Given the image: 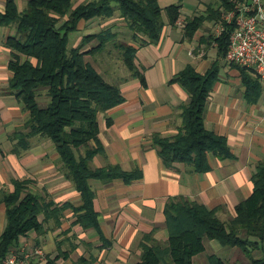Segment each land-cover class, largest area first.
<instances>
[{"label": "crops", "instance_id": "0c3cea01", "mask_svg": "<svg viewBox=\"0 0 264 264\" xmlns=\"http://www.w3.org/2000/svg\"><path fill=\"white\" fill-rule=\"evenodd\" d=\"M95 1L99 0H73L75 7ZM7 2L0 0V14L6 12ZM15 2L22 12L28 0ZM178 3L180 0H160L164 10ZM181 4L180 19L175 25L164 11L166 25L155 44L146 43L144 37L136 41L119 13L108 19L82 20L77 31L69 35V44L73 38L76 48L86 36L110 28L117 34L122 28L128 39L124 42L138 47V77L132 76L127 67L113 66L106 71L100 63L97 67L90 61L91 55L86 59L109 83L119 85L125 100L98 117L105 154L95 158L94 166L120 165L128 172L139 169L143 178L131 184L121 179L110 184L90 181L96 192L100 231L76 224L78 214L68 208L59 222L53 219L45 223L44 234L31 232L12 251L40 248L44 257L33 259L38 264H78L82 258L92 264H136L141 260L146 235L154 234L163 243L168 240L165 209L172 201L185 199L217 209L221 220L230 221L236 217V207L253 194L252 176L264 160V89L258 100H246L240 71L219 55L213 40L218 24L206 22L192 38L186 35L188 22L207 16L211 9H220L221 0H181ZM12 33V28L0 27V238L8 223L4 194L13 193L16 182H26L31 192L47 202L59 206L71 203L76 208L82 205L81 194L66 177L60 154L50 139L32 137L26 149L19 147L16 135L25 127L29 115L11 89L14 74L9 68L12 54L7 42ZM97 44L98 40H93L87 50ZM115 61L123 63L122 58ZM216 62L220 65V81L208 99L205 127L227 139L233 157L220 160L211 156V170L206 173L194 172L185 164L170 167L153 147V136H177L183 126V108L190 102L188 91L171 80L188 66L205 74ZM48 101L40 103L46 106ZM44 220L45 216H40V221ZM209 246L213 254L224 248L215 240ZM237 250L240 252L232 255L237 258L232 261L230 257V262L249 264ZM206 253L207 250L196 256L194 264H210Z\"/></svg>", "mask_w": 264, "mask_h": 264}, {"label": "trees", "instance_id": "16d2710c", "mask_svg": "<svg viewBox=\"0 0 264 264\" xmlns=\"http://www.w3.org/2000/svg\"><path fill=\"white\" fill-rule=\"evenodd\" d=\"M221 0L220 9H211L207 16L196 17L185 26L186 35L192 38L206 22H222V17L234 10L238 2ZM180 3L160 6V0H99L75 7L73 0H28L20 11L15 0H8L6 12L0 14V27H10L14 33L7 45L12 58L9 68L14 76L11 89L24 104L29 119L17 132L19 147L27 148L32 137L50 139L61 157L66 177L81 194L82 205L76 208L47 202L29 190L26 182H16L13 193L4 194L7 206V227L0 238V264L18 245L22 237L31 232L45 233V223L60 221L64 210L73 208L76 224L100 231V214L95 209L96 192L91 180L110 184L117 179L127 184L140 181L139 169L128 172L120 165L95 168L94 160L104 155L100 140L99 115L108 113L124 103L117 84L109 83L87 55L108 49L111 61L121 59L132 76L139 73L135 64L138 47L118 40V34L107 29L100 34L86 36L80 46L69 48V35L78 29L80 21L108 19L119 13L127 22L136 41L158 43L165 28L163 13L172 25L180 19ZM220 37L213 36L219 55L227 60L231 34L235 25H227ZM93 40L97 46L85 47ZM145 43H143L144 45ZM241 74L245 98L253 103L263 92L264 84L253 69L230 64ZM102 67V66H100ZM220 81L218 62L201 74L193 66L177 74L171 83H178L190 94V102L182 112L183 126L173 137L154 134L152 144L164 162L173 167L190 166L194 172L211 170L210 157L220 160L233 157L228 141L205 127L208 99L215 84ZM49 99L41 105L43 94ZM253 194L236 207V217L223 221L219 210L185 199L172 201L165 209L168 240L157 241L154 234L144 237L142 256L136 264H194V258L206 252V241H218L224 248L240 249L249 264H264V160L252 176ZM44 215V222L40 216ZM107 243V242H106ZM210 264H229L221 256L211 254ZM82 258L78 264H92ZM30 264H38L34 260Z\"/></svg>", "mask_w": 264, "mask_h": 264}, {"label": "built area", "instance_id": "2783aa9c", "mask_svg": "<svg viewBox=\"0 0 264 264\" xmlns=\"http://www.w3.org/2000/svg\"><path fill=\"white\" fill-rule=\"evenodd\" d=\"M227 25H235L227 54L229 64L253 69L264 84V0L238 2L231 12L223 15L216 35L220 37ZM44 257L42 249L12 251L1 264H30Z\"/></svg>", "mask_w": 264, "mask_h": 264}, {"label": "rangeland", "instance_id": "374dc122", "mask_svg": "<svg viewBox=\"0 0 264 264\" xmlns=\"http://www.w3.org/2000/svg\"><path fill=\"white\" fill-rule=\"evenodd\" d=\"M224 15H225V14H224ZM96 19H97V18H96ZM96 19H95V20H96ZM222 19H223V17H222ZM217 26H218V25H217ZM216 29H217V28H216ZM118 30H119V33H117V34H118V40L124 42V39H125V40L127 39V38H125V37L127 36V35H125L126 30H124V29H122V28H120V29H118ZM128 30L130 31L129 28H128ZM116 32H118V31H116ZM127 32H128V31H127ZM130 32H131V31H130ZM119 34H120V35H119ZM216 37H217V35H216ZM127 40H128V39H127ZM72 41H74L73 38L71 39V42H70V44H69V48H70V49H72V48H73V45H74V43H73ZM89 46H91L90 43L85 47V50H87V48H89ZM107 54H108V49L105 50V51H103L102 53H101V52H98V53H96L95 55H91V60H90V61L96 63V65H98L97 67H99V64H98V63H100V64L102 65L103 69H105L106 71L111 70V68L114 69L113 66H115V68H116V66H117V68L123 67V69H124V67H126V65H125L124 62H123V63H118V62L115 61V60H113L114 62H112L111 59L107 56ZM96 58H97V60H96ZM88 60H89V59H88ZM104 60L107 61V64H104ZM122 61H123V60H122ZM109 64H110V65H109ZM47 99H48V98H47V96H46L45 93H44L43 96L41 97V101L44 102V101H46ZM41 105L43 106V103H42ZM209 244H210V241H206V247H207V253H206V256L213 254V253L211 252V248H210ZM235 250H236V251H235ZM235 252H240V251L237 250V249H232V248H222L220 252H217V253H215V254L221 256V257H222L224 260H226L229 264H232V262H230V257H231V258L233 257V258H232V261L235 260V259L237 258V255L232 256V255H234V254H237V253H235ZM242 259H243V262H244V259H245V258H242ZM246 262H247V261H246ZM207 264H208V263H207Z\"/></svg>", "mask_w": 264, "mask_h": 264}]
</instances>
